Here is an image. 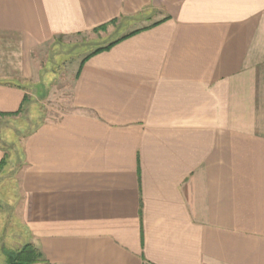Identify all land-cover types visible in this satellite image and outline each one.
I'll use <instances>...</instances> for the list:
<instances>
[{"label":"crops","instance_id":"0c3cea01","mask_svg":"<svg viewBox=\"0 0 264 264\" xmlns=\"http://www.w3.org/2000/svg\"><path fill=\"white\" fill-rule=\"evenodd\" d=\"M118 29L16 144L22 243L50 264H264V0H0V113L46 97L53 45Z\"/></svg>","mask_w":264,"mask_h":264},{"label":"rangeland","instance_id":"374dc122","mask_svg":"<svg viewBox=\"0 0 264 264\" xmlns=\"http://www.w3.org/2000/svg\"><path fill=\"white\" fill-rule=\"evenodd\" d=\"M119 32L118 29L104 38L93 36L69 38L68 42L53 45L41 61L40 78L46 83L43 85L48 88L46 97L42 99L32 97L31 102L30 99L26 100L18 116L0 119V144L4 151H7L8 160L0 170V264H6V253L18 248L23 240L22 230L12 211L16 199L14 179L21 158L17 145L20 146L18 143L22 141V134L30 132L36 125V119L55 120L69 108L70 81L76 74L78 61L87 50L110 41ZM99 49L101 47L96 50Z\"/></svg>","mask_w":264,"mask_h":264},{"label":"trees","instance_id":"16d2710c","mask_svg":"<svg viewBox=\"0 0 264 264\" xmlns=\"http://www.w3.org/2000/svg\"><path fill=\"white\" fill-rule=\"evenodd\" d=\"M98 51H100V49L96 50L92 54H95ZM24 102H25V98H24ZM20 111L21 108L20 110H18V112H15L13 114L0 113V116L1 117L14 116L17 115ZM4 163L5 161L2 160L0 163V170L3 167ZM6 264H50V263L31 243L24 242L15 250H11L6 253Z\"/></svg>","mask_w":264,"mask_h":264}]
</instances>
